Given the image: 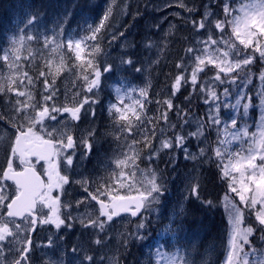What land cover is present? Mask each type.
Returning a JSON list of instances; mask_svg holds the SVG:
<instances>
[{
    "label": "snow or ice",
    "instance_id": "obj_1",
    "mask_svg": "<svg viewBox=\"0 0 264 264\" xmlns=\"http://www.w3.org/2000/svg\"><path fill=\"white\" fill-rule=\"evenodd\" d=\"M176 4L185 15L176 13L179 25L170 22L168 33L179 27L190 33L181 37L185 47L168 91L158 99L155 93L150 98L147 88H116L108 108L111 132L89 127L77 135L73 129L82 114L95 116L93 105L106 73L124 66L141 71L129 52H122L118 63L111 57L110 50L128 39L110 22L113 4L98 22L85 20L76 32L66 33L63 20L40 31L38 16L28 14L6 37V46H0V143L7 145L0 165V264H35L34 251L40 247L51 249L53 256L58 248L63 253L42 264H123L129 243L146 238L150 217L156 214L159 220L158 206L168 191L159 161L167 156L175 168L176 154L193 163L184 200L213 205L202 198L205 164L214 166L226 185L231 232L225 264H264V0ZM64 72L80 84L71 98L64 93L61 100L57 79ZM193 96L208 106L203 116L191 110ZM180 97L188 106L177 103ZM151 104L156 107L149 116ZM102 137H110L115 148L90 178L76 173L77 150L81 159L93 154ZM76 185L86 195L73 200ZM246 210L249 215L255 210V227L245 226ZM183 213L181 205L161 229L178 237L179 246L158 233L148 264H196L191 242L185 244L180 235ZM128 217L138 218L135 228L113 236ZM76 224L83 239L63 249L57 233ZM38 229L52 233L46 244L35 243ZM110 238L118 240L115 249Z\"/></svg>",
    "mask_w": 264,
    "mask_h": 264
},
{
    "label": "trees",
    "instance_id": "obj_2",
    "mask_svg": "<svg viewBox=\"0 0 264 264\" xmlns=\"http://www.w3.org/2000/svg\"><path fill=\"white\" fill-rule=\"evenodd\" d=\"M110 3L113 4V12L110 22L115 25V28L123 30L125 34H130L131 29L137 33L135 40L131 42L130 47H128L129 49L126 52L132 54V59L137 61L136 66L141 68V71L136 72L132 68L124 66L122 70L126 80L129 81L130 78V80L137 83L144 77H148L146 88L150 94V98H152L153 93L157 94L156 98L158 99L164 98V94L168 91V87L171 84V76L175 72V62L183 55L182 49L185 47V44L181 37L189 35L190 29L184 27L173 28L170 34L167 31L166 33H168L170 38H177V44H164L162 41L160 46L156 45L158 53L145 52V48L142 44L140 45V42L145 37L147 31L156 34V32L163 27H168L169 29L170 22L179 25V23L172 21L173 17L168 21H165L166 23H161L155 10H150V6L156 4L157 0H0V26H3L5 23L16 17L21 21L26 15L31 14L38 16L37 24H53L63 20L66 21L64 24L65 31L76 32L84 25L85 20L89 23L98 22L100 16L104 13L105 7ZM197 3H199V0H197ZM156 25H159V28H157ZM184 95L186 96L187 93ZM177 103H180L182 107L188 106L183 97H180ZM147 107L149 108V116H152L156 107L155 104L148 105ZM190 107L196 115H203L205 113V105L201 100L196 99L195 96L192 98ZM93 108L95 110L94 117L99 121L102 129L104 126L103 122L107 120L106 115H108V112L105 110L106 106L96 103L93 105ZM250 114L252 115L251 112ZM82 119L87 120V117L85 118L82 114ZM96 130L100 133L98 127H96ZM211 140H213V136ZM105 141L106 140L102 138L101 142L97 143L95 147H101ZM6 148V142L0 143V165L5 163ZM180 158V171H175L176 168H174L171 170V173L174 171L177 174L185 175L192 173L193 167L183 166V157L180 156ZM163 161L164 160L159 161V165L163 164ZM206 166V173H208L210 178H206L204 176L205 172H201L202 180L206 182L203 186L202 192L210 194L214 188L212 183L217 179V176L215 173V167ZM165 180L169 191V183L166 178ZM167 195L168 194L165 193L164 196ZM180 195L183 197V190ZM197 201L198 200L190 199V202L185 205L184 214L186 213V217L182 219L183 231L180 233L182 237L183 235H186V237H184L185 244L189 242L187 238L188 234H191L193 237L203 211L207 212L213 210L217 214L222 212L227 214L225 203L222 199H219V196H212L211 201H213V205L209 206L206 204L203 209L198 211L195 210ZM251 224L256 226V223L254 222ZM158 233H161V231L157 226V222L152 221L149 225V230L145 239L152 244L155 240L157 241ZM258 234L257 231V235ZM173 238L176 239L173 241ZM160 239L168 241L170 245L174 247L179 246V238L173 237L170 233H161ZM201 241L203 247H205L207 243V248L210 246V241H222V246H224V248L221 250L223 251V254L227 248L223 227H221V224L216 220L212 222L211 227L207 229V234L201 238ZM215 249L216 248L213 247L212 251H215ZM218 250L220 249H216V251ZM222 256V254L213 256V264H218ZM145 260L149 259L145 257L143 249L136 247L135 253L130 255L128 263L142 264Z\"/></svg>",
    "mask_w": 264,
    "mask_h": 264
},
{
    "label": "rangeland",
    "instance_id": "obj_3",
    "mask_svg": "<svg viewBox=\"0 0 264 264\" xmlns=\"http://www.w3.org/2000/svg\"><path fill=\"white\" fill-rule=\"evenodd\" d=\"M166 5H171V7H166ZM153 8L156 10L157 17L160 19V21H164V20L167 21L168 19H170L171 15H175L176 17L173 16L172 21L179 23V17L176 15V13H180L181 16L185 15L183 9H181L180 7L177 6L176 0H158L157 3L154 4ZM19 23L20 22L18 20L14 21V22L12 21V22L7 23L5 26L0 27V46H6V44H7L6 37H8L9 35L12 34V32L15 30L16 26ZM56 24L57 23L37 24V28L40 31H45L46 29L53 28ZM167 30L168 29H160L156 32V34H153L149 31H147L145 37L140 42V45L142 44L144 46L145 52L150 53V52L156 51L155 47H156V45H160L161 41H163L164 44L165 43H171V45L177 44V38H170L168 33H166ZM65 32L68 33L70 31H65ZM136 35H137L136 31L131 29L130 34H125V36L128 38L127 41H125L123 45L114 46L110 50L111 57L113 60H116V58H118L122 54V52H126L129 49L128 47H130L131 42L135 40ZM146 43L150 45L147 48L145 47ZM117 45H120L119 41L117 42ZM33 49H35V45H33ZM173 50H174V48H173ZM24 55L26 56L27 53H24ZM110 62H112V61H110ZM116 62L118 63V60H116ZM122 68H120L118 70H114L112 73H106L102 77L101 86H100L99 93H98V101L103 99V105L106 106L107 110L109 108V105L114 102V97L116 95V91H115L116 88L119 87V88H121L122 91L124 89L129 88V87L146 88V85L148 82V77H144L143 79H141L137 83L130 80V78H129V81H127L125 75L123 74ZM5 71H6V69H5ZM79 84H80V81L75 79L74 76L68 72H64L61 76H59L57 79V85L60 88L61 100L64 99V96H63L64 93H67L69 98H71L70 96L73 95V93L76 91L77 86H79ZM104 90H108V92H105ZM127 102L128 101L126 100V103ZM207 108H208V106L205 105L206 111H207ZM169 115H171V114H169ZM108 116H110V115H108ZM197 116H200V115H197ZM256 116H258V113ZM68 122L70 124L75 123V122H72L70 120ZM82 125H84V124L80 121L78 128L73 129L74 134L78 135L81 133L79 130H81L80 127ZM111 125H112V121H109L108 123H106L105 124L106 127L102 128L101 133L111 132L112 131ZM102 138L105 139L106 141L99 148H96L95 147L96 144H95L94 145V152H93V154H91L89 156H86V157L81 159L79 157V151L80 150L79 149L77 150V157L74 160V164H78V167L75 168L76 173L82 174L83 177H89L90 178L99 169V167H100L99 161L101 159H104L106 154L110 153V150L112 148H115V144H113L111 142L110 137L109 138L102 137ZM211 138H212V136L209 137V141H211ZM213 140H214V136H213ZM154 146H155V142H154ZM192 150H195L194 145H193ZM176 155H177V160H176V164H175V168H176L175 171H180L179 170L180 169L179 164H180L181 158H180L179 154H176ZM168 159H169V157L165 156L163 158V160H164L163 164L159 165V167H161L160 169L163 171V174L169 183L170 190L166 192V194H168V195L164 196L162 198V201H161L160 205L158 206V208H159V213H158L159 214V220H157L156 214H153L150 217V219L152 221L157 222V226H158L160 231L163 228V226L169 222L170 218H168V217L174 218V213L179 212V209L181 207V202H180L181 195L180 194L183 190V197H184L186 178L189 176V174L188 175L177 174L175 171L173 173H171V170L174 168H173V165H171L167 162ZM182 165L193 167V163L186 162L184 159H183ZM206 165H208V164H205L200 171L205 172L204 176L206 178H210L208 173H206V170H207ZM208 166H210V165H208ZM141 167H144V165L142 164ZM153 167H155V165H153ZM61 170L63 171L62 166H61ZM215 173H216L217 179H215L214 183H212V185L214 186L213 190L210 192V194H212V195H210L209 193H206V192H202V198L205 200H211L212 196H219V199H222V201L224 203H226L224 201V196H225V193L227 192L226 185L223 183V181L217 175L216 168H215ZM75 178L81 179V176L76 175ZM202 183L204 186V184L206 182L204 180H202ZM53 194L55 195V193H53ZM213 194H216V195H213ZM83 195H86V194L83 193V190L80 188L79 185H76L74 187V190L72 191L71 199L75 200L78 198H82ZM232 195L233 194L229 193V199L230 200L232 199ZM236 199H238V198H236ZM184 201H187V200H184ZM205 206H206V204H202L200 201H197V204L195 205V210L198 211L200 209H203ZM257 209H259V205H257ZM80 211L81 212L84 211L83 205L80 206ZM88 211L93 212V214H94V210L92 208H89ZM44 212L47 213V209H44ZM77 214L78 213L74 210L73 216H76ZM184 217H186V213L181 216V219ZM137 219H138L137 217H128L127 219H125L121 224L117 225L116 233H114L113 236H115L119 232L125 231L126 229L128 231L133 230L135 228V221ZM201 219L203 220V224H202L203 226H206L208 224V222L212 221L213 219H215L217 222H219L221 224V227H223V233H224L225 241L227 244V248H226L224 254H223V251L221 250L222 248H224V246H221L219 248L220 250H218L216 252L210 253L206 249L203 253V248L200 246L202 244V241H201V239H199V240L196 239V236L197 237L200 236V230H199V232L194 234L195 237L194 236L192 237L191 234L187 235L188 241L191 242V245H192V251H191L192 259L195 262H197L198 260L204 261L206 258H213V256H218L220 254L223 255L222 258H224L225 256L227 257L228 248H229V235L231 232V225L229 223L228 213L224 214L222 212L220 214H217L213 210H210L207 212L203 211L202 215H201ZM244 219H245V226H248L249 224H251L253 222L256 224L258 223L255 219V210H252L251 215H249L248 210H246ZM251 226L255 227L252 224H251ZM211 232H213V231H211ZM51 234L52 233L50 231L38 230V233L34 237V241H35V243L40 244V245L46 244L47 243V237ZM206 234H207V231H205V235ZM57 235H59L61 237L59 243L62 245V248L68 249V250H70V248L76 242L83 239L81 229H80V226L78 224H76L71 229H62L59 233H57ZM184 237H186V236H184ZM174 239H176V238H173V241H174ZM156 242L157 241L155 240L151 244V242L147 241L146 239L136 240L134 242H130L128 245V252L126 254V257L123 260V264H129L128 259H129L130 255H133L135 253L136 247L143 249V253L147 259H149L150 255L154 256V254H155L154 249H155ZM110 244L112 245L113 249H115L118 246V240L110 238ZM205 246H207V243ZM171 250H174V249H171ZM120 252H123V249H120ZM62 254H63L62 249H59V248L56 249L54 256H53V251L51 249L42 248V247L36 248L34 251L35 264H42V259H47L49 256H52L53 259L58 260ZM117 255H119V254H117ZM226 257L219 264H225ZM63 258H64L65 262H67V260L69 259V256L64 255ZM148 262H149V260H145V261H143L142 264H148Z\"/></svg>",
    "mask_w": 264,
    "mask_h": 264
}]
</instances>
